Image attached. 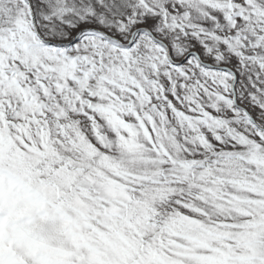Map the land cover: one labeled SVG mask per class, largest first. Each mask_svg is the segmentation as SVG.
I'll use <instances>...</instances> for the list:
<instances>
[{
    "label": "snow or ice",
    "instance_id": "obj_1",
    "mask_svg": "<svg viewBox=\"0 0 264 264\" xmlns=\"http://www.w3.org/2000/svg\"><path fill=\"white\" fill-rule=\"evenodd\" d=\"M0 264H264V0H0Z\"/></svg>",
    "mask_w": 264,
    "mask_h": 264
}]
</instances>
